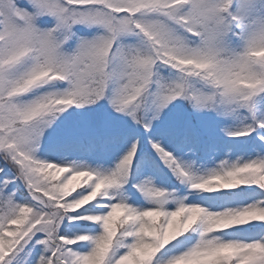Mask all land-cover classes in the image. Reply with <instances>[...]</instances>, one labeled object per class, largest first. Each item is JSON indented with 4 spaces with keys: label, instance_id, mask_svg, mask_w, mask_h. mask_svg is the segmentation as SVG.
Here are the masks:
<instances>
[{
    "label": "snow or ice",
    "instance_id": "snow-or-ice-1",
    "mask_svg": "<svg viewBox=\"0 0 264 264\" xmlns=\"http://www.w3.org/2000/svg\"><path fill=\"white\" fill-rule=\"evenodd\" d=\"M77 25L99 31L80 36L74 30ZM262 26L264 0H0V156L9 169L0 167V264H264V219L237 225H249L237 228L241 234L228 231L234 227L208 232L201 221L202 215L264 208L262 199L241 208L212 210L229 195L222 190L242 185L264 190L257 183L201 190L210 177L240 164L264 166V157L223 160L200 174L182 165L160 139H148L154 137L152 120L173 100L184 98L198 109L221 108L225 114L246 110L252 124L239 129L244 135L230 136L257 132L258 139H252L264 144L259 132L264 116L258 118L254 111L257 103L264 108V59L249 60L250 52L264 48ZM129 36L137 41L126 43ZM72 43L75 47L68 50ZM190 48L207 60L229 53L238 77L255 86H232L221 97L211 95L199 77L180 71V54ZM162 66L175 70L177 79L162 82L156 72ZM57 82L67 88L49 91ZM29 94L30 99H22ZM103 99L115 112L143 125V139L188 186L190 200L178 199L174 210H167L166 192L145 185L136 187L151 200L150 190L163 193L154 207L139 210L105 199L128 174L143 139L133 143L109 173L36 157L34 145L53 119L74 104L85 107ZM148 111L150 119L144 115ZM61 173H66L62 179ZM78 178L82 184L74 183ZM17 180L27 189L23 199L17 197ZM231 195L254 196L255 190ZM81 208L90 214L82 215ZM65 218L87 220L101 230L95 236L70 238L60 230ZM80 241L90 242L86 252L73 249ZM34 249L38 254L32 258Z\"/></svg>",
    "mask_w": 264,
    "mask_h": 264
},
{
    "label": "trees",
    "instance_id": "trees-1",
    "mask_svg": "<svg viewBox=\"0 0 264 264\" xmlns=\"http://www.w3.org/2000/svg\"><path fill=\"white\" fill-rule=\"evenodd\" d=\"M74 30L80 36L86 37H90L99 31L95 27L87 28L81 25H77ZM136 41L137 38L134 36L125 38V42L129 44ZM71 47H75V44L66 46L68 50H71ZM156 72L162 82H171L177 79L175 70L169 69L167 66L159 67ZM155 87L156 85L153 84V90ZM65 88H67L66 83L57 82L54 87L48 88V90L62 92ZM32 95L29 94L22 99L28 100ZM260 99L261 97L257 98L258 101ZM177 102L179 107L183 106V117L177 120L178 122L165 124L163 113H167V110L171 113L173 108L177 107ZM216 109L220 115L216 121H210L209 117H204L210 109H198L189 100L177 98L160 112L157 119L152 120L151 130L154 137L149 136L148 139H160L162 144L167 145L166 150L171 152L182 165L200 174L216 167L223 160L232 163L238 160L246 161L264 157V144H256L252 139L253 137L258 139L257 132H252L250 136L239 137L226 134V130H239L252 124L251 116L247 111L237 109L225 114L223 109ZM254 111L258 118L264 116V108H261L259 103L255 105ZM114 112L107 99L85 107H76L75 104L68 107L66 111L52 120L55 124L52 130L50 128L44 129L38 146L34 145L36 157L42 160H53L57 163L62 162L66 165H87L92 169L109 173L133 143L141 141L147 136L143 125L137 124L127 114H122L125 116L121 123L118 122L113 125ZM144 115L150 119L152 112L148 111ZM90 125H92L91 128ZM111 125L114 127L111 128ZM259 132L264 135V130H259ZM143 144L144 147L138 148L134 155L124 180L118 187L109 189L105 199L125 202L139 210L154 207V202L136 187V185H145L162 189L166 193L173 192L174 198L169 196L165 201L164 207L167 210H174L175 201L178 199L187 196L190 200L192 197L189 195L191 190L188 186L177 179L172 170L165 165L160 156L147 143V139H143ZM0 167L5 168V171L9 170L2 156H0ZM12 171L14 174V170ZM3 175L0 173V177ZM64 175L66 173H61L60 178L62 179ZM82 179L78 178L74 183L82 184ZM16 183L20 185L21 189L17 193L18 199L27 197V189L20 181L17 180ZM242 189L249 191L254 189L255 195H231L232 193H241ZM222 191L229 193V195L224 197L223 204L220 207H214L213 211L222 210L224 207L241 208L254 203L255 200L264 199V195H261L264 190L256 185H242L237 189ZM21 193H23V197ZM87 207L91 208L92 205ZM79 211L82 215L90 214L85 213L84 208ZM69 215L75 216L76 213L71 212ZM248 227L249 225L236 226L228 231L241 234L237 232V228ZM60 230L62 234L66 233L70 238H74L82 234L95 236L101 229L99 225L87 220L69 222L65 218ZM193 235L198 239V234L193 233ZM216 235L223 236V232H217ZM192 243H195V239ZM89 246V241H80L79 244L72 247L75 250L86 252ZM190 246L192 245L190 244ZM39 248L40 246L37 245V249ZM37 254V250L34 249L32 258H35ZM175 254L177 253H173V255ZM169 258L164 257V260Z\"/></svg>",
    "mask_w": 264,
    "mask_h": 264
},
{
    "label": "clouds",
    "instance_id": "clouds-1",
    "mask_svg": "<svg viewBox=\"0 0 264 264\" xmlns=\"http://www.w3.org/2000/svg\"><path fill=\"white\" fill-rule=\"evenodd\" d=\"M264 28V26H262ZM259 30V29H258ZM247 47L242 45L240 53ZM238 53V55L240 54ZM184 58L179 61L180 71L186 75L199 77V82L209 89L210 94L221 97L224 92L232 86L251 88L255 85L247 79L238 77L235 58L229 53L216 54L211 60L203 59L205 55L190 48L187 53H181ZM175 58V55L172 56ZM264 59V48L250 52L249 60ZM254 67V65H252ZM227 135H244L239 130H226ZM239 162V160L237 161ZM218 178H209L206 187L202 191H218L221 185L239 186L240 183H257L264 186V166L240 164L239 167L231 168L229 171L218 173ZM149 195L155 202L163 197L158 190H150ZM250 218L264 219V208H243L241 211H233L228 214L201 216V221L208 232L231 228L240 224L251 222ZM163 229H161V235Z\"/></svg>",
    "mask_w": 264,
    "mask_h": 264
},
{
    "label": "rangeland",
    "instance_id": "rangeland-1",
    "mask_svg": "<svg viewBox=\"0 0 264 264\" xmlns=\"http://www.w3.org/2000/svg\"><path fill=\"white\" fill-rule=\"evenodd\" d=\"M45 18L48 19L47 17H45ZM176 106L177 107L173 108V110H172V112L174 111L173 114H172V112L171 113L168 112V110H167V113L166 112L163 113L165 115V119H164L165 120V124H168V122H174V121L178 122L177 120H179L181 117H183V114H184L183 113V106L179 107L178 102H177ZM122 114L123 113H118V112H114L113 113V123H112L113 125H116L118 122L121 123L122 118L125 116V115L122 116ZM219 115L220 114L217 112V109L214 108V109L208 110L205 113L204 117H209L210 121H216L218 119ZM113 125H111V128L114 127ZM54 126H55V124L52 121L51 125L47 126V127H44V129L46 130V129L50 128L52 130V128ZM91 127H92V125H90V128ZM85 130H87V129H85ZM81 132H83V131H81ZM80 134H82V133H80ZM172 194H173V192L166 193V196L164 197L165 201L168 199L169 196L173 199L174 196Z\"/></svg>",
    "mask_w": 264,
    "mask_h": 264
}]
</instances>
